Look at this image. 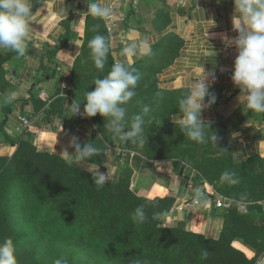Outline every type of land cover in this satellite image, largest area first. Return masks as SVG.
I'll return each mask as SVG.
<instances>
[{"label": "trees", "instance_id": "obj_1", "mask_svg": "<svg viewBox=\"0 0 264 264\" xmlns=\"http://www.w3.org/2000/svg\"><path fill=\"white\" fill-rule=\"evenodd\" d=\"M88 26L82 53L70 77L72 89L68 90L83 110L85 93L95 89L94 80L106 76L116 63L110 47L105 68H95L88 42L97 34L104 35L109 41L110 36L104 21L99 18H91ZM179 45V40L175 39L167 48L156 47L154 54L129 65L141 76L137 96L130 100L129 110L138 114L144 105L150 106L152 111L145 118L153 122V129L156 132L169 130L181 137L184 134L174 119L180 114L179 99L189 90H166L159 84V75L173 62ZM7 59L8 56L0 53V92L10 87L3 67ZM158 91L163 93L162 97L156 95ZM57 103H51L47 115L53 113ZM45 105L46 102L42 103ZM90 120L97 132L106 127L103 117L98 114ZM205 123L211 130L206 129L207 136L215 135L220 127H224L218 122ZM224 128L227 135L217 136L216 140L228 137L231 143L234 126L232 130ZM0 136L6 143L17 145L11 157L0 155V242L5 238L13 240L18 264H54L58 258L66 259L68 264H256L264 250V209L254 208L260 215L256 219L253 213H242L239 205L264 201L262 157H252L238 164L226 160L213 163L205 161L204 156L201 161H196L194 156L198 152L190 150L191 157L187 161L206 179L216 181L220 196L234 201L229 209H220L223 227L220 236L214 239L181 226H162L161 220L170 214L175 198L166 196L149 200L142 197L132 188V171L118 173L108 184L97 187L93 173L87 169L72 165L57 154L39 151L24 138L12 139L5 130V121L0 123ZM193 142L200 147L206 146ZM86 143H93L101 150L112 144L97 133H93ZM150 151L149 147L145 149L147 154ZM156 156L162 157L158 152ZM105 158L106 155L101 153L88 163L102 166ZM225 170L234 171L240 177V183H221L220 176ZM140 205L145 206L148 216L143 224L135 223L131 217ZM154 213L167 215L154 220ZM237 242L255 257L250 258L237 248Z\"/></svg>", "mask_w": 264, "mask_h": 264}, {"label": "crops", "instance_id": "obj_2", "mask_svg": "<svg viewBox=\"0 0 264 264\" xmlns=\"http://www.w3.org/2000/svg\"><path fill=\"white\" fill-rule=\"evenodd\" d=\"M33 12L40 10L37 23H33V39L28 42L26 58H17L11 50H0L8 56L3 64L10 87L0 92V97L15 92L9 104L0 103V123L5 121V130L16 140L24 138L39 151L57 154L68 162L75 149L70 147L73 137L83 145L94 133L89 120L77 118L69 106L73 104L68 90L72 89L70 77L80 57L87 26L91 15H86L87 0H31ZM113 15L103 20L110 36L115 62L125 61L132 66L144 57L155 53L156 47H166L175 39L180 45L173 62L159 75V84L166 90L187 89L207 75L209 93L215 94V103L202 111L203 122L234 123L231 143L239 158H264V113L253 115L244 110L245 100L239 86L232 81L234 63L238 55L234 41L239 33L234 29L232 17L234 0H111ZM48 15L47 17H45ZM89 27V26H88ZM148 37L149 51L140 58L122 57L121 49L126 36ZM79 41V45L75 42ZM195 41V43H193ZM188 60L192 67L185 68ZM69 89H65V83ZM44 91L42 93L41 91ZM47 115L52 102H57ZM205 97L204 103H207ZM46 102L45 106L42 103ZM69 105V106H68ZM21 118L27 119L25 126ZM182 118V115L180 116ZM17 145L6 143L0 136V155L11 157ZM118 158L106 155L99 171L118 174ZM83 169L88 164H75ZM106 165H108L106 167ZM168 172L162 185L161 176L151 187L153 197L172 196L175 204L171 211L172 227L182 228L217 239L222 231V211L215 207L211 193H205L207 204L196 209L178 212L177 207L192 199L195 186H190L192 176L188 172L175 175ZM171 173V174H170ZM106 174V173H105ZM144 182L134 183L133 188L141 190ZM177 216H176V215ZM235 246L250 258L255 254L240 243Z\"/></svg>", "mask_w": 264, "mask_h": 264}, {"label": "clouds", "instance_id": "obj_3", "mask_svg": "<svg viewBox=\"0 0 264 264\" xmlns=\"http://www.w3.org/2000/svg\"><path fill=\"white\" fill-rule=\"evenodd\" d=\"M219 2V0H217ZM31 0H0V50H11L17 58H26L28 42L33 39L31 25L37 23L40 10L33 12ZM88 12L86 15L108 20L113 15L111 0H87ZM46 15L45 17H47ZM234 29L239 33L234 44L238 55L234 63L232 81L239 86L241 98L245 100L244 110H250L253 115L264 113V0H234V14L232 17ZM126 43L121 49L122 57H143L149 51V38H135L131 35L125 37ZM195 43V41L193 42ZM79 45V41L75 42ZM110 41L104 35L97 34L89 42L91 59L98 70L105 68L110 51ZM185 68L192 67L188 60L184 62ZM207 75L201 80L195 81L190 90L179 99V115L174 123L180 131L193 141L206 143L207 131L210 125L202 121V111L211 107L215 101V94L209 93V84L206 83ZM141 79L140 74L131 68L125 61L116 62L111 70L103 78L97 77L93 84L94 91L86 92L84 98V115L92 118L99 114L105 119V126L112 134L113 139L121 142H143V132L146 116L152 111L151 107L144 105L140 113L131 117V123L126 119V105L137 96V85ZM15 92L0 97V103L9 104L15 97ZM162 97V92H157ZM208 97L207 103H204ZM139 103V101H138ZM81 103L76 101L69 106L73 115L80 112ZM182 115V118L180 116ZM211 139L215 142L216 136ZM70 147L75 149L74 155L67 154L72 159L70 164H88L87 170L93 173L94 185L103 187L111 181L108 173L99 171V166L92 162V157L101 153L108 155L106 150L98 149L93 143H86L83 147L77 137H73ZM108 165H106L107 167ZM221 183L236 185L240 183V177L232 170H225L220 176ZM194 205L207 204L205 192L196 187L192 193ZM167 213H154L152 219H159ZM132 220L137 224H143L148 220L145 206L140 205L131 214ZM0 264H18L16 249L11 238H5L0 242ZM54 264H68L63 258H58Z\"/></svg>", "mask_w": 264, "mask_h": 264}, {"label": "rangeland", "instance_id": "obj_4", "mask_svg": "<svg viewBox=\"0 0 264 264\" xmlns=\"http://www.w3.org/2000/svg\"><path fill=\"white\" fill-rule=\"evenodd\" d=\"M89 78L91 79V73L89 74ZM93 78V77H92ZM73 103L75 99L72 97ZM131 101H129L123 107L126 108V119L128 123H131V117L135 115V112L129 110L131 105ZM80 110L84 112L83 108L80 106ZM99 115V114H98ZM100 116V115H99ZM148 119V118H147ZM90 123L94 127V133H97L98 137L104 138L106 141L110 140L112 144H108L107 148H109V152L118 158V173L119 175L123 172L132 171V188L134 183L137 185L138 180L144 182L141 190L134 188L137 190L138 194L142 197L153 200L157 197H153L151 195V187L155 184L156 181L159 180V176H161L163 185L165 183L166 177L169 174L168 172H160L161 169L164 170H172L175 175H179L183 172H188L192 176V181L195 187H200L206 193H211L213 195H221L216 189V181L206 179L202 173L194 168L188 161L187 158L191 157L190 150L193 149L198 153L194 156L196 161H201V156H204L203 159L205 161L210 160L211 162H218L219 160H226L233 164H238L243 162L241 158L238 157L236 148L232 143H229L228 137H225L222 141H213L211 139L212 134L208 135V140L205 143L206 146L200 147L194 142L186 137L185 135L178 137L169 130L159 129L157 132L153 129V122H147L144 126L143 132V142L132 143L131 140L128 142H121L118 139H113L112 134L108 131L107 127L99 132H97L94 123L90 118H88ZM103 123L105 125V119L103 118ZM175 121V119H174ZM219 124H223L224 127H227L232 130L235 125L232 122H224L219 121ZM224 127H220L221 130L215 134V136H225L227 135V129ZM234 130V129H233ZM232 130V131H233ZM174 131V129L172 130ZM149 147L151 151L149 154L145 152V149ZM121 151V154L119 152ZM159 153L160 156L156 158V153ZM118 154L120 156H118ZM107 171H105L106 173ZM171 174V173H170ZM198 179V180H194ZM231 204H234V201L229 199ZM240 211L242 213L248 214L253 213L256 219L260 218L259 212L255 207H262L264 209V201L260 202H248V203H240ZM174 207V206H173ZM252 207V210L250 208ZM173 210V208H172ZM171 210V211H172ZM176 215V214H175ZM177 216V215H176ZM171 212L169 215L165 216L161 220V225L166 227L169 226L173 222H170ZM261 240V238H260ZM264 257V250L260 253L258 261Z\"/></svg>", "mask_w": 264, "mask_h": 264}, {"label": "built area", "instance_id": "obj_5", "mask_svg": "<svg viewBox=\"0 0 264 264\" xmlns=\"http://www.w3.org/2000/svg\"><path fill=\"white\" fill-rule=\"evenodd\" d=\"M64 88L65 89H69L67 82L65 83ZM41 92L44 93L43 90ZM76 116H77L78 119H80L82 121L88 120V117H86L84 115V112L81 111V110H80V112L78 114H76ZM20 120L25 126L29 125V121L27 119L21 118ZM119 154H121V151L119 152ZM119 154H118V156H120ZM106 173H108V171ZM109 175L111 177V180H113V173L109 172ZM193 185L194 184H193V181L191 179L190 186L192 187ZM191 201H192V199L188 200V201L184 202L182 205L178 206L177 207V211L178 212H183L186 209H196L199 206V205H194ZM212 202L215 204L216 208L223 209V210L224 209H229L231 207V205H232L230 200L225 199L224 197H222L220 195H216L214 197V199H212ZM256 264H264V257H262L259 261H257Z\"/></svg>", "mask_w": 264, "mask_h": 264}]
</instances>
